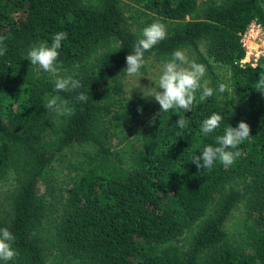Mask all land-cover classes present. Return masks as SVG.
I'll return each mask as SVG.
<instances>
[{"label":"trees","instance_id":"trees-1","mask_svg":"<svg viewBox=\"0 0 264 264\" xmlns=\"http://www.w3.org/2000/svg\"><path fill=\"white\" fill-rule=\"evenodd\" d=\"M201 5L199 13L200 0H0V36L7 37L0 56V182L16 174L0 216V229L15 237L17 255L8 264H264V95L253 88L264 57L256 69L239 65L240 36L254 20L264 24V0ZM132 7L139 13L128 16ZM153 22L164 24L167 35L145 54L140 75L181 49L215 78L201 51L207 43L214 60L230 68L240 102L223 103L214 94L194 104L179 113L189 121L180 136L175 112L154 126L152 119L138 123L158 110L128 94L122 70ZM60 31L68 36L59 74L80 80L76 92L54 93L49 74L25 60L33 44H50ZM79 92L86 103L75 102ZM57 94L73 101L71 117L44 108V97ZM214 112L224 120L205 136L200 125ZM240 121L250 125L251 137L239 145L235 163L198 170L193 156L217 146L215 137ZM55 163L67 164L66 186L42 190L41 178ZM243 195L247 214L229 226Z\"/></svg>","mask_w":264,"mask_h":264},{"label":"clouds","instance_id":"clouds-1","mask_svg":"<svg viewBox=\"0 0 264 264\" xmlns=\"http://www.w3.org/2000/svg\"><path fill=\"white\" fill-rule=\"evenodd\" d=\"M167 35L166 27L159 22H153L142 30L140 38L134 43L133 51L126 57V67L122 74L133 77L140 75L141 69L145 66V54L151 51L156 45L162 42ZM68 33L60 31L54 33L51 43L39 42L33 44L27 51L25 60L30 61L31 67H39L43 72L48 73L52 78L53 92H76L82 87L79 79L73 75L61 76V66L58 63L59 50L62 42L67 39ZM6 36H0V56L7 52V46L4 43ZM256 68V64H252ZM206 66L189 60L185 52L181 49L173 51L170 58L162 63V69L155 83L152 86H144L139 90L141 98L144 100L154 99L159 104L160 110L153 116L151 124L154 126L157 118L175 112L179 120L174 125L179 129L177 136L182 135L184 129L189 125L185 115H179L180 112L188 113L192 111L194 104L202 103L215 95L230 93L226 84L220 83L214 89L210 87V81L205 79ZM253 88L264 95V70L260 71L259 78ZM197 93L199 96L197 98ZM76 103H86L88 96L79 92L74 98ZM73 101L65 99L60 95H46L44 97V108L49 112H55L57 116L71 117L75 108L70 106ZM138 111L143 112L142 108ZM233 108L229 107L228 112L232 113ZM224 120V116L219 113H212L205 118L201 125V134L207 136L214 133ZM251 137V127L244 121L238 122L236 127L229 125L224 129L222 135L215 137L217 146L208 145L202 149L199 155L192 158L193 164L198 170H211L215 163H220L224 167L232 166L236 159L241 155L239 145ZM135 138V137H134ZM15 241L14 235L7 229H0V261H12L17 251L13 247Z\"/></svg>","mask_w":264,"mask_h":264},{"label":"rangeland","instance_id":"rangeland-1","mask_svg":"<svg viewBox=\"0 0 264 264\" xmlns=\"http://www.w3.org/2000/svg\"><path fill=\"white\" fill-rule=\"evenodd\" d=\"M207 0H200V9L199 13L203 11L202 3ZM136 13H139V10L137 7H132L130 10L127 11L128 16L130 15H136ZM201 51L206 59L209 60V62L213 65V71L216 75L215 78L211 76L207 70H206V76L205 79H208L210 81V87L216 88L218 84L224 83L227 85V87L231 90L230 93L226 92L223 95H217L218 98L223 102H240L236 90L233 87V81H232V75L230 68L228 66H225L219 62H216L214 58L208 53V44H202ZM186 56L189 58V60H194L197 63H200L197 61V57L193 55L191 52H185ZM201 64V63H200ZM162 67H154L151 69V73L149 76H133L128 77L127 79V92L129 95H141L140 88L144 86H152V84L155 83L158 79V76L161 72ZM152 82H151V81ZM149 105L155 109L156 111L160 109V106L158 103L154 101V99L146 100ZM153 114L146 111L141 115V117L138 119V123L142 122H148L153 118ZM66 163H63L62 165L59 163H55L54 167L50 169L48 172L43 174V177L40 181V187L42 190L47 188L48 186H55L56 189H60L61 187L66 186L65 180L67 179L66 174L68 173V167L66 166ZM238 180L232 181L228 184L227 190H230L234 186H236V183ZM16 187V174L11 171L1 182H0V216H4L9 208V203L11 201V194L12 191ZM248 210V203L247 198L244 197V195L241 198V201L237 204V206L233 209L232 215L228 221L229 226H233L236 224L237 220H240L242 217H244L247 214ZM55 224H50L46 226V238H47V246L51 245V241L53 240L52 232L54 231ZM56 245H52L49 247L50 252H55Z\"/></svg>","mask_w":264,"mask_h":264},{"label":"built area","instance_id":"built-area-1","mask_svg":"<svg viewBox=\"0 0 264 264\" xmlns=\"http://www.w3.org/2000/svg\"><path fill=\"white\" fill-rule=\"evenodd\" d=\"M240 44L245 51L239 62L240 67L256 69L259 61L264 57V24L257 20L252 21L240 36ZM252 64L257 67L253 68Z\"/></svg>","mask_w":264,"mask_h":264}]
</instances>
